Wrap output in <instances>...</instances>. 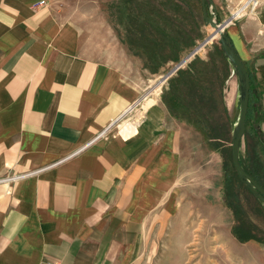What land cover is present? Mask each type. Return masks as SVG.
<instances>
[{
	"label": "crops",
	"instance_id": "obj_1",
	"mask_svg": "<svg viewBox=\"0 0 264 264\" xmlns=\"http://www.w3.org/2000/svg\"><path fill=\"white\" fill-rule=\"evenodd\" d=\"M39 1L0 0V264H126L175 211L195 137L222 149L213 137L232 128L236 76L210 41L161 82L130 135H111L143 80L97 44L118 38L104 4ZM254 13L224 32L251 74L264 138V0Z\"/></svg>",
	"mask_w": 264,
	"mask_h": 264
},
{
	"label": "rangeland",
	"instance_id": "obj_2",
	"mask_svg": "<svg viewBox=\"0 0 264 264\" xmlns=\"http://www.w3.org/2000/svg\"><path fill=\"white\" fill-rule=\"evenodd\" d=\"M125 1L100 0L104 4L102 10L107 12L114 34L118 38L96 40L106 59L113 62L125 59L127 73L133 77L141 74L143 80L140 96L108 127L109 134L118 137L130 135L141 122L153 99L160 93L161 82L158 83L160 77L179 61L187 50L212 31V28L204 23L200 0H176L175 4L179 6L181 13L172 24L176 23L181 29L180 35L188 37L189 40L187 43L177 42L174 48L168 49L180 50L178 55L172 54L174 57L177 56V59L173 60L166 56L160 60L154 46L155 36L152 39L153 47H143L140 41L143 43L145 41L139 39L143 33L148 31L149 34L151 31L149 24L143 19L136 20V15L130 20L128 18L130 10L134 14L137 7L130 0ZM141 1L142 6L143 1H150L153 4L147 7L152 9L154 22L159 24L154 14L158 0ZM164 1L165 4L160 8L166 14H170L174 5L168 0ZM244 1L240 0L234 4L227 0H219L220 8L216 7L217 22H221L222 19L218 13L220 10L228 12L230 16L243 5ZM126 3L128 6L131 5L132 9H129L130 6L126 9ZM157 4L160 6V1ZM257 5L254 11L247 5L230 21L253 16L257 11ZM210 10L207 4V11ZM163 21L168 22L166 18ZM137 23L142 24L144 32H140ZM167 25L170 29L173 28L170 22L166 27ZM160 30L165 31L166 28ZM148 34L147 39L150 41L151 37ZM217 39L218 36L211 38L202 47H208L210 41L215 45L219 44ZM159 51L164 50L160 47ZM138 58H141L146 69L144 73L137 70L138 62L135 61ZM235 117L236 113L231 112V122ZM224 129L226 135L221 143L222 152L210 148L212 141L210 142L208 137H195V140H198L197 147L187 153V167H184V172L188 174L178 184L175 211L163 217L159 224L148 225L142 242L126 264H264V209L260 201L238 179L231 162V128L225 126ZM257 133L246 124L241 156L249 169L256 167L264 169V141L259 140L263 136L260 133L258 136ZM261 173L258 179L264 184V171ZM234 225L244 235L251 233L250 235H255L258 240L252 238L239 240L231 232Z\"/></svg>",
	"mask_w": 264,
	"mask_h": 264
},
{
	"label": "water",
	"instance_id": "obj_3",
	"mask_svg": "<svg viewBox=\"0 0 264 264\" xmlns=\"http://www.w3.org/2000/svg\"><path fill=\"white\" fill-rule=\"evenodd\" d=\"M202 6V13L205 25H209L212 31L204 37L197 45H195L191 51L177 61L167 72L160 77V82H163L171 73L178 69L197 49L205 45L215 35L218 36L217 42L219 43L222 53L229 63L232 73L236 76L237 90L234 99V109L236 117L232 122L231 128V162L234 171L240 180V182L247 187V189L258 199L264 209V187L260 185L254 177L248 173V171L242 165L241 150L242 140L246 129V114L249 100V88H250V76L249 73L241 61L233 44L228 35L224 32V25L227 19L221 22H217L216 15L217 9L213 0H200ZM207 4L211 10L207 11Z\"/></svg>",
	"mask_w": 264,
	"mask_h": 264
},
{
	"label": "trees",
	"instance_id": "obj_4",
	"mask_svg": "<svg viewBox=\"0 0 264 264\" xmlns=\"http://www.w3.org/2000/svg\"><path fill=\"white\" fill-rule=\"evenodd\" d=\"M129 2V0H126L125 2ZM160 1V6H158L157 3H159ZM169 2L172 3V5H174L173 9H172V12L170 14H166L160 7H162V5L165 4V1L164 0H158L156 5L157 7L155 8V16H156V19L159 20V24L156 22H154L153 20V15L151 14V8L150 7H147V5H153L150 1H143V6H142V1L141 0H130V2L132 3H135L136 7H137V12H135L134 14H132L131 10L128 14V18L131 20L132 17L134 15H136L135 19L137 20L140 19H143L147 24H149V34H148V31L140 37L139 39H142L143 41H145V43H143L142 41L141 44L143 47H147V46H151L153 47V36H155V43H154V46L157 50V56H158V59L160 58V60H163L164 57H168V58H172L173 60L177 59V56L174 57L172 56L173 53H175L176 55L179 54L180 50H177V49H173V50H168L170 47L174 48V44L175 43H187L189 38H185V37H182L180 35L179 32H181V29L179 28V26L175 23V24H172L173 21L175 20V18L179 15V13H181V10L179 8L178 5L175 4V1L176 0H168ZM201 5V4H200ZM130 6V7H129ZM125 5V8L128 9H132L131 8V5ZM202 8V7H201ZM166 18L168 20V22H170L171 26L173 28H169V26L167 25L166 27V23L165 21H163L164 18ZM136 20H135V25H136ZM137 26H140V32H144V29H142V24L139 25V23H137ZM153 27H154V34H153ZM165 27L166 30L165 31H161L160 29ZM148 28V27H147ZM174 35H173V34ZM147 34L149 37H151L150 41H148L147 39ZM226 34V32H225ZM227 35V34H226ZM144 36V37H143ZM174 36V37H173ZM145 38V40H144ZM151 44H149V42H151ZM160 47L163 48L164 51H159ZM168 53V54H167ZM167 54V55H165ZM170 54V55H169ZM249 73V72H248ZM249 76H250V88H249V100H248V108H247V114H246V124H249L250 127L257 133L258 136H260L259 134V122H260V119H261V112H260V107H259V102L256 98V96L254 95V92L252 90V81H251V74L249 73ZM223 137L225 136H216V137H213V138H219V139H223ZM261 142L264 141V138H260L259 139ZM240 161L242 163V165L244 166V168L248 171L249 174H251L254 179L260 184L262 185V187H264V184L260 182V180L258 179V177L262 174L261 171L263 172L264 169L262 168H252V169H249L245 163H244V159L243 157L241 156L240 158ZM261 173V174H260ZM228 206H230L228 204ZM231 232L232 234L237 237L239 240H244V239H248V238H252V239H255V240H258L255 235H250V234H247L244 235L241 231H239V229L234 225L232 226L231 228Z\"/></svg>",
	"mask_w": 264,
	"mask_h": 264
},
{
	"label": "built area",
	"instance_id": "obj_5",
	"mask_svg": "<svg viewBox=\"0 0 264 264\" xmlns=\"http://www.w3.org/2000/svg\"><path fill=\"white\" fill-rule=\"evenodd\" d=\"M39 4H41V5L42 4H45V0H40L39 1ZM257 4H258V0H245L244 3H243V5L236 12H234L232 15H230L228 17V21H230L231 18L238 16L239 15V11H241L247 5H250L251 10L254 11V9H255V7H256Z\"/></svg>",
	"mask_w": 264,
	"mask_h": 264
},
{
	"label": "bare ground",
	"instance_id": "obj_6",
	"mask_svg": "<svg viewBox=\"0 0 264 264\" xmlns=\"http://www.w3.org/2000/svg\"><path fill=\"white\" fill-rule=\"evenodd\" d=\"M215 36H217V35H215ZM215 36H214V37H215ZM158 83H160V79H159ZM158 83H156V85H157ZM158 85H159V84H158ZM161 85H162V84H161ZM155 87H156V86H155ZM154 90H155V89H154ZM154 90H153V91H154ZM148 94H149V93H148ZM151 100H152V99H151Z\"/></svg>",
	"mask_w": 264,
	"mask_h": 264
}]
</instances>
